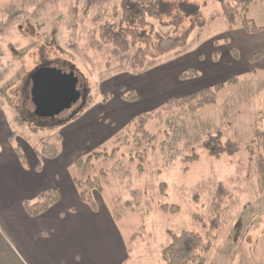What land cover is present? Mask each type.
Masks as SVG:
<instances>
[{
  "label": "rangeland",
  "instance_id": "374dc122",
  "mask_svg": "<svg viewBox=\"0 0 264 264\" xmlns=\"http://www.w3.org/2000/svg\"><path fill=\"white\" fill-rule=\"evenodd\" d=\"M127 2L147 11L142 25L134 17L129 27L148 34L153 44L158 36L189 32L186 46L148 58L143 69L133 70L130 59L136 47L121 54L99 38L100 25L119 27L120 0H0V111L16 135L13 145L33 165L36 151L39 155L46 143L62 155L59 130L82 112L104 113L113 120L122 112L127 123L93 149L84 142L81 169L70 165L63 171L70 179H96L99 190L92 196L102 215L113 218L114 201H121L116 210L121 217L113 224L129 251L124 264H162L161 253L171 240L168 232L190 231L205 238L217 184L227 188L234 205L204 255L205 264H264V59L250 62L261 47H241L237 28L227 27L217 0ZM191 4L205 25L190 32L193 17L184 6ZM248 10L250 25L264 28V3L256 1ZM257 33L251 45L262 39L264 29ZM232 45L237 59L231 56ZM45 66L72 71L81 79L79 100L57 119L32 117L25 110L30 75ZM188 70L197 74L181 80ZM226 73L238 82L228 84ZM218 83L224 87L213 106L194 113L162 110L169 97ZM129 92L134 101L128 100ZM138 115L148 118L145 129L154 139L136 148L131 121ZM218 134L223 142L235 143L238 152L209 157L203 142ZM93 153L100 155L86 161ZM193 156L197 159L189 160ZM62 179L67 182L64 175ZM127 185L141 194L135 212L123 205L131 201ZM165 204L179 212L163 214L159 208Z\"/></svg>",
  "mask_w": 264,
  "mask_h": 264
},
{
  "label": "crops",
  "instance_id": "0c3cea01",
  "mask_svg": "<svg viewBox=\"0 0 264 264\" xmlns=\"http://www.w3.org/2000/svg\"><path fill=\"white\" fill-rule=\"evenodd\" d=\"M236 32L242 48L264 50V36L251 45V37L257 32L247 33L242 28ZM232 49L238 53L233 45ZM113 119L104 113L87 116L82 112L75 122L59 130L62 155L46 160L36 151L37 159L28 165L21 148L13 145L14 132L0 111V264H124L128 259L129 251L118 235L111 213L102 215L98 208L92 212L81 202L73 179L63 171L80 156L84 142L90 143L93 149L114 133V129L127 123L122 112ZM117 122L118 126L113 127ZM15 147L19 148V155ZM38 165L40 171L36 169ZM63 175L67 182L62 179ZM48 190L58 192L57 204L36 218L28 216L23 202L34 203Z\"/></svg>",
  "mask_w": 264,
  "mask_h": 264
},
{
  "label": "trees",
  "instance_id": "16d2710c",
  "mask_svg": "<svg viewBox=\"0 0 264 264\" xmlns=\"http://www.w3.org/2000/svg\"><path fill=\"white\" fill-rule=\"evenodd\" d=\"M220 3L221 11L224 15L225 22L229 29H238L242 28L247 33H256L262 29H255L250 25V21L246 19L248 13L249 5L255 3L256 1L264 0H217ZM185 13L192 15V25L190 32L195 28L204 27V19L200 18L199 13L197 12L195 6L186 5L184 6ZM146 8L135 6L132 8L129 7L127 0H120V14L121 18L119 21V27L115 28L109 24L100 25L99 29V38L100 41L110 47H114L121 54L129 52L132 48H137L134 55L131 57L130 67L133 70L143 69L148 58L155 59L159 56L170 53L171 51L179 50L184 48L187 44L189 38V32H184L180 36H156V43L153 44L150 36L148 34L139 33L137 28H131L128 24L137 17L138 25L143 24V20L146 15ZM152 16H156L152 14ZM157 17V16H156ZM123 24H126L123 26ZM227 44V41L225 42ZM231 50V56L237 59V54L234 49ZM264 55V50L257 53H253L250 58V62L254 63L258 60H261ZM216 52L213 53L212 57L215 58ZM195 70H188L182 72L180 79L182 80L186 75L193 76L196 75ZM238 80L235 77H229L227 83H237ZM224 84L218 83L214 88L206 87L204 89L195 90L185 94L183 96L169 97L166 99L165 103L162 105V110L164 112H172L174 109L187 110L189 112H196L197 110L205 109L208 106H213L218 99V91L222 90ZM128 100L134 101L135 95L133 92L127 94ZM85 107V106H84ZM80 111H83L80 109ZM148 121L146 116L138 115L137 119L133 122L134 133H136L133 141L136 143V148H139L142 141L144 143H151L154 139V136L149 134L145 129V125ZM13 137L15 135L12 134ZM204 151L207 152L208 156L214 159H219L221 155L227 154L232 156L238 152L237 145L233 142H223L221 139V134L215 136H208L202 145ZM17 154H20L18 147H15ZM59 149L52 144H44L39 152V156L44 159H55L58 157ZM98 153H93L92 156H88L86 161L93 156H99ZM83 156H77L74 159L73 167L81 169ZM197 157H190L189 160H196ZM86 161L84 164H86ZM86 167V166H85ZM87 168V167H86ZM36 169L40 171L39 165L36 166ZM74 186L78 190L79 198L81 202L85 203L88 208L95 212L97 209V204L93 201L92 194L98 189L96 179L86 178V179H77L72 177ZM129 189L131 196V201L124 203L123 205L128 207L129 211H133L138 208V203H140L141 194L137 190L131 189L130 185L126 186ZM163 187V186H162ZM164 193V188L162 189ZM59 201V194L56 190L43 191L38 197L37 201L34 203L23 202V208L25 213L33 218L38 217L40 214L45 213L49 208ZM120 200L114 201L115 208L113 212L114 221H119L121 215L118 213L117 204L120 203ZM132 204H136L134 207ZM234 205L233 196L229 194L227 188L224 185L217 184V187L212 195V201L210 205L211 217L208 218L207 233L205 238L200 236L197 233L182 231L178 235L170 234L171 240L168 246L162 251V264H205V254L212 248L213 242L217 238L218 231L221 226L223 217L231 210V207ZM163 214H177L179 212L177 206L172 205H163L159 208ZM194 220L199 218L195 215L193 216Z\"/></svg>",
  "mask_w": 264,
  "mask_h": 264
},
{
  "label": "water",
  "instance_id": "95a60500",
  "mask_svg": "<svg viewBox=\"0 0 264 264\" xmlns=\"http://www.w3.org/2000/svg\"><path fill=\"white\" fill-rule=\"evenodd\" d=\"M27 82L25 110L30 116L57 119L77 103L82 93L79 75L69 70L38 68Z\"/></svg>",
  "mask_w": 264,
  "mask_h": 264
}]
</instances>
